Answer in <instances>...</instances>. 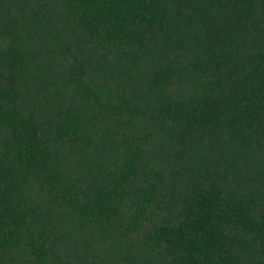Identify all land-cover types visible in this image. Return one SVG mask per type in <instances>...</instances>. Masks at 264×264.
<instances>
[{
	"label": "trees",
	"instance_id": "16d2710c",
	"mask_svg": "<svg viewBox=\"0 0 264 264\" xmlns=\"http://www.w3.org/2000/svg\"><path fill=\"white\" fill-rule=\"evenodd\" d=\"M0 264H264V0H0Z\"/></svg>",
	"mask_w": 264,
	"mask_h": 264
}]
</instances>
